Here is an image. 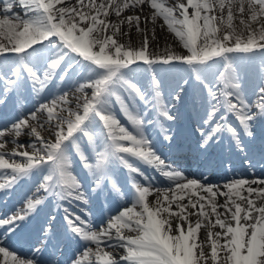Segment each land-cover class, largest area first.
Segmentation results:
<instances>
[{"label":"snow or ice","instance_id":"1","mask_svg":"<svg viewBox=\"0 0 264 264\" xmlns=\"http://www.w3.org/2000/svg\"><path fill=\"white\" fill-rule=\"evenodd\" d=\"M145 3L153 9L151 22L162 18L186 54L174 53L171 46L163 56L149 54L147 35L138 49L115 38L128 34L121 33L125 23L130 29L135 22L141 31L140 17L118 23L107 17H119ZM237 14L247 35L233 24ZM7 54L13 59L0 62L5 98L20 92L27 81L38 96L49 86L60 88L57 81L69 82L79 95L72 107L70 92L60 89V94L0 129V174L6 177L0 190L31 177L39 180L37 193L61 202L87 205L90 197L108 192L123 194L131 204L99 226L87 214L63 208L68 230L84 243L72 264H264V187H253L264 185V179H232L221 191L206 178H186L160 154L159 141L146 135L152 121L138 107L140 102L153 105L163 139L170 142L167 122L176 120L175 103L163 102L154 66L171 67L178 61L187 66L189 78L177 85L172 100L183 102L185 86L199 89L203 115L195 131L200 152L208 153L226 136L237 153L245 154L249 166L257 154L264 161V0H187L174 6L167 0H76L74 5L66 0H0V56ZM245 58L260 62L261 82L252 90L254 99L245 93L239 74V61ZM138 61L153 72L150 90L136 79L142 67ZM2 103L6 100L0 99ZM117 106L131 128L122 123ZM21 135L31 142L17 143ZM9 143L15 145L11 151L6 150ZM141 165L158 170L170 186L155 188ZM117 168L134 174L127 192L122 193L115 178ZM153 192L155 199L149 202ZM217 196L226 197L223 204ZM43 202L34 194L25 198L22 208L0 217V264H41L37 256L44 249L35 248L31 258H22L5 241ZM202 228L206 236L200 239ZM216 228L219 231H213ZM112 240L117 251L124 249L118 258L105 250Z\"/></svg>","mask_w":264,"mask_h":264},{"label":"bare ground","instance_id":"2","mask_svg":"<svg viewBox=\"0 0 264 264\" xmlns=\"http://www.w3.org/2000/svg\"><path fill=\"white\" fill-rule=\"evenodd\" d=\"M171 1L174 2V5L176 3H183V2H181V0H171ZM174 5H172V6H174ZM147 8H150V6L147 3H145L144 5H141L140 6V9H142V11H140L141 13L139 15V17H140L139 28L141 29L140 32L137 31V26H136L135 22H133V24H132V26H131L130 29H129L128 24L125 23V24L121 25V33H125L126 32L128 34L127 35L121 34V35H119V36H117L115 38L118 39V41L120 43H123L125 45H130L132 48L138 49V48H140V47L143 46L144 39H145V35H147V38H148V49H147V51H148L149 54H157V55L163 56V55H165V49L168 46H171V51H173L174 53H177V54H186V50L182 48V46L180 45L179 41L175 38L174 34L171 33L168 29H166V28H164L162 26L163 25L162 24L163 21H161V18H157L154 24L151 22L150 17H151V15L153 13V9H152V11H146ZM140 9H135V10H140ZM127 10L128 11H131L133 9H127ZM123 14H125V12H123L121 14V16L117 17L114 13H111L109 15L110 17L107 18V19L110 22L118 23L120 20H124L128 16H134L135 17V15H133L132 13L129 14V15H126V14L123 15ZM146 18H149L147 20V22H146ZM247 18L248 17L245 14L244 17H243V19L247 20ZM253 27H256V25L253 26ZM153 29H154V38H153ZM108 31L110 33L112 31V29H109ZM7 55H11V59H13V54H7ZM3 60H5L4 57H0V62H2ZM9 61H11V60H9ZM137 63H139V64L142 65V67H141L140 70L144 71L147 68L146 65H143V62L138 61ZM259 63H260L259 62V59L251 60V59L245 58V59L239 61V64H238L239 74L243 77V79H245V83L246 84H259L261 82L260 79H259V77H258L261 74L260 71H259ZM172 64L174 66H171V67L170 66H164V65H161V64H157V65L154 66V72H155L156 79L163 77V80H162L161 83H164V82L167 83V84H160V88H165L166 87L165 89H167V85L169 86L170 83H173L175 81H178L181 78L179 73H181V74L184 73L183 76H186V75L189 76V71H188V68H187L186 65H183L182 63H180L178 61H174V62H172ZM176 64H182L181 66H184L183 67V72H179L176 69ZM146 73L150 77L149 72L146 71ZM148 76H146V74L145 75L142 74V76H138L137 75L136 79L138 81H141L142 80V81L149 82ZM139 77H142V78H140L141 80L139 79ZM209 78L210 79H213L211 76ZM74 79H75V77H73V81H74ZM142 81L139 82L140 85L146 91L147 90H150L151 89V85L150 84H142ZM81 82H83V81H81ZM57 84L60 85V88L62 86L63 87H70V83L69 82H60V81H57ZM0 85H3V84L0 83ZM252 88L254 89L256 87L254 86ZM31 89H32V85L25 83V89H24V91H27L28 92ZM57 89H58L57 87H54L53 86V89L49 93H45V92L40 93L39 96L37 95L36 100L34 102H36V101L38 102L39 100H42L41 102H44L46 100H49L50 98H52L56 94V90ZM86 91H88V90H86ZM76 95H79V93L70 94V97L69 98L72 101V104H71L72 107H75V96ZM43 96H46V97H43ZM5 100H6V105H7L8 104L7 98H5ZM141 103H144V102H141ZM177 104H180V103H177ZM37 105H38V103H37ZM35 107H34V109H35ZM176 108L177 107L175 106V108L173 109V113H176L177 112V109ZM23 112H25L24 114H26L28 111L23 110ZM38 115H40V118L41 119H44L45 118L44 114H38ZM201 116H199L198 118H196V123L199 124V121H200V117ZM156 120H157V116H155L154 123H156ZM13 121H15L14 118L8 119L7 125H10V123H12ZM156 124H158V123H156ZM167 124L172 125V121L167 122ZM173 127L174 128H179L180 125L178 123H174L173 122ZM149 132H151V127L150 126L148 128H146V134H148ZM174 134L175 135L173 136L172 141L180 142V144H182V146L184 148L187 147L188 150L190 148V149H192L194 151H196V150L197 151H200L198 149V145H197V140H198L199 137H195L194 138L193 137V133L191 134L189 132H186V136H185V134L181 133V135H179V133L177 134V132L175 131ZM41 135L43 137H45L46 139L49 138V132L48 131H44L43 129H41ZM30 142L31 141L29 140V137L26 136V135H21L18 138V141H17V143H21V144H25V145H27ZM13 147H14L13 143H9L7 145V149L6 150L7 151H11ZM172 153L174 154L175 151H172ZM15 158L18 161H20V162L23 161V158L22 157H15ZM141 166L144 167L143 170L146 173H148V172L151 171V168L149 166H144V165H141ZM76 170H77V172H80L81 171V166L79 164L76 165ZM116 172L118 174H115V178L118 180V182H119V184H120V186L122 188V193L129 191L128 190V187L131 188L132 179L134 178V174L129 173L127 171V169H122V168H117ZM253 175L254 176L245 177L243 179H247V180H261V179H264V176L261 175V174L253 173ZM1 176H3V174H0V177ZM135 178L137 180H140L138 176L135 177ZM188 179H190V178H188ZM34 180H36V178ZM223 185L224 184H219V185H216V186L219 187L221 189V191H226V189H223V187H222ZM172 186L174 187V185H172ZM17 187H20L19 184L17 185ZM253 187H264V185H253ZM160 189H163V188H160ZM42 192L43 191L37 193L35 191L30 196H32L34 194L35 195H39ZM155 195L156 194H152V195H150L148 197L149 202L154 201ZM185 195L186 196L187 195H190V191H186ZM200 195L207 196V194L206 193H203V192H201ZM243 195H247V193L244 192ZM111 196L114 197V193H111ZM117 196L118 197H114L116 204H118L120 202H123V203L127 202V200H126V198H125V196L123 194L117 195ZM104 199L108 203L111 201V197H109L108 195H106L104 197ZM193 199L195 200L196 197H193ZM216 199H217V202L219 204H223L224 201H225V199H226V197H224V196H217ZM183 203H187V200L183 201ZM203 203L206 204V201H203ZM78 205L80 207H82L83 209H85L87 207L86 205H81V204H78ZM126 205H127V203L126 204H123L122 206H126ZM173 208L175 209V205H173ZM218 211L223 212L224 209L219 208ZM190 219L193 220V221H195L196 217L195 216H192V217H190ZM212 219L214 220L215 217H212ZM213 231H219V228L213 229ZM124 234L125 235H134V233H131V232H128V231H125ZM205 236H206V229L202 228L200 230L199 237H200V239H203ZM221 243H223V241H221ZM116 244H117V242L115 240L109 241L108 242V245L109 246H107L105 248V250L108 251V252H110V253H113L118 258L119 255L123 254L124 249L123 248H119V251H117V248L112 246V245H116ZM91 247H94V245H91ZM208 251H209V248L208 247H205V252H208Z\"/></svg>","mask_w":264,"mask_h":264},{"label":"rangeland","instance_id":"3","mask_svg":"<svg viewBox=\"0 0 264 264\" xmlns=\"http://www.w3.org/2000/svg\"><path fill=\"white\" fill-rule=\"evenodd\" d=\"M181 2H183V3H185L186 4V2H187V0H181ZM67 3H71V4H75L76 3V0H66V4ZM167 4L169 5V6H172V5H174V2L173 1H171V0H167ZM15 10H17V11H19V8H17V9H15ZM141 10H131V11H128V10H125L124 12H125V14L126 15H129V14H133V15H135V16H139L140 15V12ZM146 11H152V9L151 8H147V10ZM189 11H191V9H189ZM123 13V12H122ZM125 14H123V15H125ZM110 17V16H109ZM109 17H107V18H109ZM244 17V16H243ZM240 19H241V16L239 15V14H237L236 16H235V18H234V21H233V24H234V26H235V28H236V30L238 31V32H243L244 33V35H247V32L244 30V27H243V25L240 23ZM161 21H163V19L161 18ZM162 26L164 27V28H166L167 29V26L166 25H164V22H162ZM253 26H255V25H253ZM140 32V31H139ZM218 35H223V30L220 32V33H218ZM183 67L184 66H177L176 68H178V70L179 71H182L183 72ZM141 73H140V71L138 72V76H141L140 75ZM186 78H188V77H186ZM177 85L178 84H175L174 86H172V88H175V89H177ZM74 93V92H73ZM166 96L169 98V99H172V97L173 96H175L174 94H166ZM198 97V95L196 94V93H194L193 91L191 92V93H187L186 94V97L187 98H190V97ZM199 104H200V98H199V102H198ZM153 194H155V192H153Z\"/></svg>","mask_w":264,"mask_h":264}]
</instances>
